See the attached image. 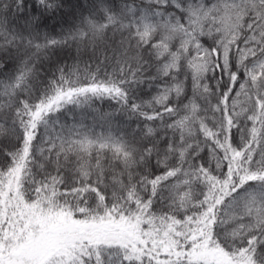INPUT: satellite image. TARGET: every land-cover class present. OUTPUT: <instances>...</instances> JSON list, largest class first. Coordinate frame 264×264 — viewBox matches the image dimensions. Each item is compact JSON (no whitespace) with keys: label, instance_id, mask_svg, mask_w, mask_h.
<instances>
[{"label":"snow or ice","instance_id":"1","mask_svg":"<svg viewBox=\"0 0 264 264\" xmlns=\"http://www.w3.org/2000/svg\"><path fill=\"white\" fill-rule=\"evenodd\" d=\"M0 264H264V0H0Z\"/></svg>","mask_w":264,"mask_h":264}]
</instances>
